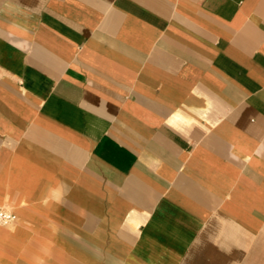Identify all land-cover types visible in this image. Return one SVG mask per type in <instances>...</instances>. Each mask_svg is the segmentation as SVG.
Wrapping results in <instances>:
<instances>
[{"label":"crops","instance_id":"obj_1","mask_svg":"<svg viewBox=\"0 0 264 264\" xmlns=\"http://www.w3.org/2000/svg\"><path fill=\"white\" fill-rule=\"evenodd\" d=\"M0 264H264V0H0Z\"/></svg>","mask_w":264,"mask_h":264},{"label":"built area","instance_id":"obj_2","mask_svg":"<svg viewBox=\"0 0 264 264\" xmlns=\"http://www.w3.org/2000/svg\"><path fill=\"white\" fill-rule=\"evenodd\" d=\"M16 220V215L2 207H0V226H6Z\"/></svg>","mask_w":264,"mask_h":264}]
</instances>
